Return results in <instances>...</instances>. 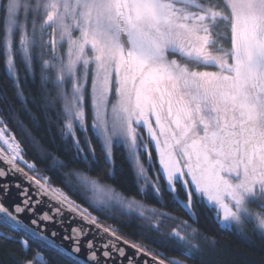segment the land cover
Masks as SVG:
<instances>
[{"label": "snow or ice", "instance_id": "6c2138e0", "mask_svg": "<svg viewBox=\"0 0 264 264\" xmlns=\"http://www.w3.org/2000/svg\"><path fill=\"white\" fill-rule=\"evenodd\" d=\"M0 69L3 264H206L198 208L264 240V0H0Z\"/></svg>", "mask_w": 264, "mask_h": 264}, {"label": "trees", "instance_id": "16d2710c", "mask_svg": "<svg viewBox=\"0 0 264 264\" xmlns=\"http://www.w3.org/2000/svg\"><path fill=\"white\" fill-rule=\"evenodd\" d=\"M0 72H2V69H0ZM29 90H31V85L26 88V92ZM34 131L45 144H49L55 149L56 142L52 139L55 135L54 127L49 128L41 118ZM115 165L117 178L121 174L124 176L129 175L130 163L124 158L119 148L115 151ZM253 207L259 210L256 204ZM197 211L202 213L199 217L198 227L205 235L215 237L217 241L215 247L209 245L205 248L204 259L206 264H264V260L261 259L264 257V240L256 236H253L251 240H245L239 232L222 230L213 214L204 215L203 208H198ZM0 264H3L2 256H0Z\"/></svg>", "mask_w": 264, "mask_h": 264}]
</instances>
